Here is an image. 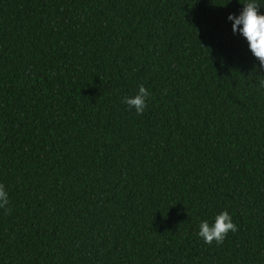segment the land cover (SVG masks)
I'll return each mask as SVG.
<instances>
[{
  "label": "trees",
  "instance_id": "obj_1",
  "mask_svg": "<svg viewBox=\"0 0 264 264\" xmlns=\"http://www.w3.org/2000/svg\"><path fill=\"white\" fill-rule=\"evenodd\" d=\"M245 3L0 0V264H264ZM223 211L238 231L205 244Z\"/></svg>",
  "mask_w": 264,
  "mask_h": 264
},
{
  "label": "clouds",
  "instance_id": "obj_2",
  "mask_svg": "<svg viewBox=\"0 0 264 264\" xmlns=\"http://www.w3.org/2000/svg\"><path fill=\"white\" fill-rule=\"evenodd\" d=\"M243 5L242 12L238 16L229 14L228 20L232 21L233 33H239L246 39L251 53L259 61L260 68H264V13L260 12L261 7L256 0H247V3ZM260 77L259 86L264 88V76ZM164 92L166 94L167 89ZM150 95V92L141 84L134 97L125 96L122 102L129 108H134L137 115H140L147 108ZM8 205L9 195L5 191L4 185L0 184V209H5L8 213L10 212ZM237 231L238 226L233 222L232 216L227 211H223L216 215L215 221L211 225L207 220L201 221L198 235L207 245H212L213 242L220 245L229 232Z\"/></svg>",
  "mask_w": 264,
  "mask_h": 264
}]
</instances>
